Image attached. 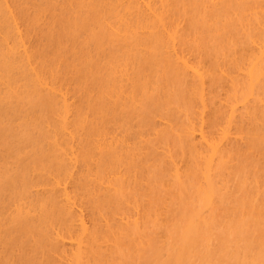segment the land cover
I'll return each instance as SVG.
<instances>
[{"label": "bare ground", "instance_id": "1", "mask_svg": "<svg viewBox=\"0 0 264 264\" xmlns=\"http://www.w3.org/2000/svg\"><path fill=\"white\" fill-rule=\"evenodd\" d=\"M195 1L200 4V14H207L208 17L204 16L207 20L209 16L213 17V21L218 14L223 17L221 12L225 9L227 14L224 12V16H227L228 9L243 5L242 17L234 21L248 35L247 44L236 49L240 43L237 39L226 40V47L218 49H226L222 50L226 52L225 62L214 64L217 65L215 69L214 65L210 68L211 65L203 61L202 54L195 56L188 49V30L186 33L184 30L187 19L178 14L181 11L176 8L178 0H0V264H106L111 257L108 250L112 249H108V242L123 240L132 227L140 232L136 240L143 238V229L148 226L142 224V219L151 214L143 209L145 203L126 205V210L129 207L130 211H120V216L117 207L114 213L118 216L112 215L113 218L108 217L104 209L113 200L119 199V202L121 197L125 198L131 184L142 182L144 169H141L144 167L140 166L146 165L143 159L151 148L156 153L163 148L158 154L166 159L169 164L166 167L169 166L171 173L166 185L182 179L186 183L187 172L198 181L204 204L193 214L184 236L181 235L186 246H193L194 234L196 236V232L216 221H213L219 214L215 212L219 211L216 204L225 200L228 187L231 189L224 175L232 166V152L238 148L256 151L259 141H264V0ZM234 10L238 15L237 7ZM227 20L230 19L227 17ZM224 24L220 20L213 22L215 29L210 33L216 30L221 35L228 34L223 32L227 29L222 27L228 25ZM195 27L194 32L197 31ZM202 36L199 42L204 38ZM44 37H53V46L48 50L42 45ZM103 43L108 44L106 58L103 57V61L106 60L102 64L100 56H96L102 65L97 66L95 59L93 66L91 62L95 55L102 52L98 50H104ZM220 43L221 40L217 44ZM122 44L125 48L122 54L120 49L117 50L119 53L111 51L113 46V50L119 46L124 50ZM196 47L194 49L198 50L200 46ZM169 75L188 84L186 90L190 91V101L195 104L186 108L193 110L191 113L184 109L177 112L176 107L178 116L170 114L174 106L170 109L172 103L168 105L169 99H164L161 91L158 92L169 88L170 83L167 88L164 86L168 79L167 83H161ZM215 76L218 84L221 79L227 85L225 96L218 91L222 82L219 86L213 85L217 83ZM171 78L175 80V77ZM159 81L161 84L158 85ZM152 90H157L156 94L167 100L169 114L165 115V103L159 102L163 99H157L160 105L155 109L163 110L164 115L159 114L158 119L157 113L152 115V109L151 115L145 114L155 121L151 120L154 126L148 135L158 137L167 131L170 135L167 143L174 135L177 137H173L174 140L184 139L189 147L188 152L185 149L188 154L184 153L185 160L174 157L170 150L173 146L164 148L166 136L162 138L163 142L158 139L162 142L158 143L163 144L159 150L157 146L160 145L154 143L157 138L146 139L143 130L134 132L137 114L144 113L143 102L148 107L156 105L154 96L147 94ZM165 92L162 94L166 98L170 92ZM142 114L140 117L144 121ZM176 117L181 122L175 121ZM256 180L254 182H258ZM257 187L251 196L255 195L250 202L253 205L259 198L264 200V197L261 199V188ZM160 205L155 214L152 208L149 210L156 217L154 225L157 223L158 226L167 221L166 199ZM115 242L114 245L121 244ZM258 248L260 250V246ZM261 254L263 260L256 264H264V249Z\"/></svg>", "mask_w": 264, "mask_h": 264}, {"label": "rangeland", "instance_id": "2", "mask_svg": "<svg viewBox=\"0 0 264 264\" xmlns=\"http://www.w3.org/2000/svg\"><path fill=\"white\" fill-rule=\"evenodd\" d=\"M195 1V0H194ZM194 1L193 0H191L190 1V4H189V0H178V3H177V5L179 4L180 5V7H179V5L176 7L177 8V11H178V9L180 10L181 9V11H179V15L180 16H184L183 18H186L187 20H185L186 22H184V27L186 26V27H189V28H186L185 27V29L184 30H186L185 31V33L187 32V30H188V32L186 33L187 34V39H188V42H186V45L189 47H187L189 50H192V54H196L195 56H197L198 54H200V56H201V54H202V56H201V58L203 57V61L204 62H206L209 66L211 65V67L210 68H212V65H214V64H220L222 61V63H224L225 61L223 60L224 59V56H225V54L224 53H226L225 51H222V50H226V49H222V50H220V51H218V49H221V48H225L224 47V45H226L225 43L227 42L226 40H228V41H230V40H234L235 41V39H237L236 41H237V43L238 42H240V43H238L235 47H236V49H238V48H240V46H241V44H242V46H241V48L240 49H242V47H245L246 46V44H247V42H246V40L248 39L247 37H248V35L247 34H245L244 33V31L243 30H241L242 28H241V26H239V23H237L236 22V25H235V21L234 20H238L239 18H241L242 17V12H243V10L241 9L242 8V3L241 4H239V5H235V6H233V7H231L232 9V12L230 13V11H229V9H228V15L227 16H224V15H226L227 14V12H225L226 11V9H225V13L226 14H224V12H221V14L223 15V17L225 18V20H223L224 18L223 17H221V15L220 14H218V16H216V19L214 18V21H213V17H210L209 16V18H208V20L210 19V18H212V20L210 21L209 20V22H208V20H207V18H204V16L206 17H208V15L206 14V15H204V14H200V12H199V10H198V7L200 6V4H197L196 3V1H195V3H194ZM184 2V3H183ZM186 2H188V3H186ZM191 2H193V3H191ZM182 4V5H181ZM185 5H186V7H185ZM196 5H197V7H196ZM242 5V6H241ZM191 6V7H190ZM182 7V8H181ZM237 7V11H239V14L237 15V13H236V10H234L235 8ZM193 8H195V10L193 9ZM192 9V10H191ZM197 9V10H196ZM189 10H190V12H189ZM194 11V12H193ZM234 11V12H233ZM183 12V13H182ZM188 12V13H187ZM198 12H199V14H198ZM185 13V14H184ZM194 13V14H193ZM195 13H197L198 15H199V17L197 16V14H195ZM233 13H235V14H233ZM181 14H183V15H181ZM190 14V15H189ZM230 14H231V16H230ZM233 14V15H232ZM188 16V17H187ZM195 16H197L198 17V19H197V17L195 18ZM219 16L221 17L220 19H217V17L219 18ZM238 16V17H237ZM239 16H241V17H239ZM227 17L230 19L229 21L227 20ZM203 18V19H202ZM237 18V19H236ZM199 19H201V20H199ZM203 20V21H202ZM206 20H207V22H206ZM216 20V21H215ZM219 20L221 21V22H223V24L226 22L228 25H227V27L226 28H224V27H222L223 28V30L224 29H227V30H222L223 32H226L227 31V33L228 34H226L225 35V33L224 34H219L216 30H212L211 32L212 33H210V30L211 29H213L214 28V25H213V22L215 23H217V21L219 22ZM223 20V21H222ZM188 21V22H187ZM200 21V22H199ZM225 21V22H224ZM191 22V23H190ZM211 22V23H210ZM234 23L233 25L231 24V23ZM185 23H186V25H185ZM197 23H199V25H200V27H199V25L197 24ZM201 23H203V24H201ZM189 24V25H188ZM192 24V25H191ZM221 24V23H220ZM220 24H218V26L220 25ZM230 24V25H229ZM188 25V26H187ZM194 25H196V27H195V29H197V31H195L194 32ZM211 25H213V27L211 26ZM217 25V24H216ZM225 26H226V24H224ZM223 25V26H224ZM191 26V27H190ZM204 26V27H203ZM230 26V27H229ZM205 27H206V29H205ZM216 27V26H215ZM229 27V28H228ZM238 27V28H237ZM192 28V29H191ZM203 28L206 30H203ZM209 30H208V29ZM199 29V30H198ZM215 29V28H214ZM219 29H221V28H219ZM81 30V29H80ZM83 30V29H82ZM81 30V32H83ZM229 30V31H228ZM239 30V31H238ZM215 31H216V33H217V35L219 36V37H216L217 35H215L216 33H215ZM243 31V32H242ZM196 32H198V33H196ZM201 32V33H200ZM203 32V33H202ZM192 33V34H191ZM196 33V34H195ZM236 33V34H235ZM240 33V34H239ZM242 33H243V35H242ZM190 34H191V36H192V39H191V36H190ZM199 35V37H198V35ZM203 36H202V35ZM211 34H213V35H211ZM238 34V35H237ZM221 35V36H220ZM228 35V36H227ZM237 35V36H236ZM241 35H242V37H241ZM246 35V36H245ZM194 36H196V37H194ZM201 36H202V38L204 39V41H203V43H201L202 42V40L203 39H201V42H199V38H201ZM213 37V38H211V37ZM222 36H223V40H222ZM230 36H234V37H230ZM238 36H239V39H238ZM243 36H244V39H243ZM195 39H194V38ZM198 37V38H197ZM206 37V38H205ZM216 37V38H215ZM230 37V39H228ZM51 40H50V39ZM53 38V37H52ZM51 37H44V39H45V41H44V39H43V43H42V45L44 46L43 48L44 49H47L48 47H52L53 46V39H52ZM220 38V39H219ZM234 38V39H233ZM242 38V39H241ZM191 40V42H190V40ZM197 39V40H196ZM210 39L212 40V41H210ZM220 40H221V43L218 45L217 43H219L220 42ZM244 40V41H243ZM47 41V42H46ZM192 41H195V42H192ZM222 41H223V44H222ZM231 41V42H232ZM51 42V43H50ZM189 42H190V45H189ZM197 42V44H195ZM199 42V43H198ZM207 42H209V45H208V43ZM246 42V43H245ZM50 44V45H47V44ZM117 43V42H116ZM192 43V44H191ZM205 43V44H204ZM234 43V42H233ZM236 43V42H235ZM234 43V44H235ZM104 44V43H103ZM121 43H119V45H120ZM195 44V45H194ZM202 44V45H201ZM108 44H104V50L103 49H100V50H98V51H102L103 52V55H102V52L99 54L98 53V51H97V53L99 54V55H95V57H94V59L92 60V62L91 63H93L92 65L94 66V64L96 63V64H98L97 66H99V65H102L103 64V62H105V60L106 59H104V61H103V57H105L106 58V56H105V54H106V52H105V48H106V50L108 49V46H107ZM192 45V46H191ZM196 45H198L197 47H196ZM218 45V46H217ZM46 46V47H45ZM105 46H107V47H105ZM118 46V45H117ZM121 46V45H120ZM119 46V47H120ZM200 46V47H199ZM204 46V47H203ZM218 48H217V47ZM114 47V46H113ZM113 47H111L112 48V50L111 51H116L117 53H119L120 52V54H122V52H124L125 51V48L123 47V44H122V47H123V49L124 50H122L121 48H119V47H117L116 48V50H113ZM115 47H116V44H115ZM114 47V48H115ZM184 47H185V45H184ZM198 48V50H195L194 48ZM49 48V49H50ZM201 48L202 49H205V51L204 50H201ZM208 48V49H207ZM109 49H110V46H109ZM118 49H120L119 50V52L117 51ZM200 49V50H199ZM48 50V49H47ZM206 50H207V52H206ZM108 51H110V50H108ZM196 51V52H195ZM199 51V52H198ZM201 51V52H200ZM194 52V53H193ZM205 54H204V53ZM207 54V55H206ZM216 54V55H215ZM220 54L222 55V56H220ZM224 54V55H223ZM209 55V56H208ZM218 55V56H217ZM96 56H97V58L100 56V61H102V64H99L100 63V61H98L99 59H97L96 58ZM208 56V57H207ZM102 57V58H101ZM210 57V58H209ZM213 57V58H212ZM217 57H218V59H219V61H218V59H217ZM221 58H222V60H221ZM96 59V62L94 61ZM206 59V60H205ZM212 59V60H211ZM225 59H227V58H225ZM217 60V61H216ZM98 61V62H97ZM95 62V63H94ZM213 63V64H211V63ZM216 62V63H215ZM219 62V63H218ZM215 66V65H214ZM231 67L233 66V65H230ZM82 68V70H83V66H81ZM79 68H80V66H79ZM78 68V70L79 71H82L81 69H79ZM214 69L215 68H217V65L215 66V67H213ZM79 71H78V73H79ZM171 77H175V80L173 81L172 80V78ZM218 78H219V76H217ZM170 78H171V80L173 81V83H172V81L170 82ZM169 80V82L167 83L166 81H168ZM179 79V81H180V83H178L179 81L178 80H176V76H174V75H169L166 79H165V81L164 82H162L161 81V83H167V84H164V86L166 87V85H168L169 83V85L170 86H168L169 88H167V89H162V88H164V86H163V84H162V90H159L158 92H160L161 93V96L164 98V99H169V100H171V101H169L168 100V105L170 104V103H172V106L171 105H169L170 106V109H171V107H173V112L172 111H170V114H174V113H176L174 116H178L177 115V112H180L181 113V109H184V110H186V112L188 113V111H190V109H186V108H191V106H194L195 104H193L194 102L193 101H190V98H189V92L190 91H187L186 89V87H188L187 85H185V83H181V81L183 80H181V78H178ZM215 79H217L216 78V76H215ZM178 81V82H177ZM177 82V83H176ZM183 82V81H182ZM219 82L221 83H223V81H221V79H219ZM159 83H160V81L158 82V85H159ZM160 83V84H161ZM174 83L176 84V85H174ZM215 83V84H214ZM213 83V85H218L219 86V84H218V79H217V83L216 82H214ZM221 83V84H222ZM225 83V82H224ZM223 83V84H224ZM173 84V85H172ZM182 84V85H181ZM220 84V86H219V90L218 91H220L221 92V94L223 93V95L225 96V92L227 91V85H225L224 84V86L223 85H221ZM216 85V86H217ZM183 86V87H182ZM222 86V87H221ZM156 87H157V85H156ZM161 87V85L159 86V88ZM223 87H224V89H223ZM225 87H227L226 88V91H224L225 90ZM158 88V89H159ZM171 89V90H170ZM165 90H166V92L168 93V92H170V95H171V97H170V95L168 96V98H167V96H166V94H165V96H166V98L164 97V94H162V91L163 92H165ZM168 90H170V91H168ZM156 91V92H155ZM173 91V92H172ZM165 92V93H166ZM186 92H188V93H186ZM157 90H152L151 92H148L147 94H149L150 95V97H152L153 98V96H154V98L156 99V101L154 102L153 101V103H155L156 105H149V107H148V104L147 103H145V102H143L144 103V105H143V107H142V110L144 111V113L142 114V113H139V114H137V115H139V116H137L138 118H136V120L137 121H135L134 120V124H135V126H136V128H135V126L133 125V123H132V125L134 126L133 128H134V132L135 131H137V129H138V131L140 132V131H142L143 130V132H145V134L147 133V136L145 135V134H143V132H142V135H144L145 136V138L147 137H149V135H148V133L150 132V129H151V127H152V125H153V123H152V121L153 122H155L154 120H152V117H151V120L150 119H148V116L147 115H145V114H150V110L152 109V111H151V113H152V115H154V113H157V114H155L154 116H156L157 115V117L156 118H158V116H159V114L160 115H162L163 113H162V107H164V106H160L161 108V110L162 111H160L159 109H155L156 107L158 108V106L160 105L159 104V102L161 103V104H164L165 103V107L164 108H166V109H164V111L166 112V114L165 115H168L169 113L167 112V111H169L168 109L169 108H167V104H166V101L167 100H164L163 98H161V96H158L157 94ZM169 94V93H168ZM146 95V94H145ZM149 95H146V97L147 96H149ZM160 95V94H159ZM145 97V96H144ZM191 97V96H190ZM157 99H163V100H161V101H159V102H157L158 100ZM188 101H187V100ZM144 100H148L147 98H144ZM153 100V99H152ZM174 100V101H173ZM186 100V101H185ZM148 102V101H147ZM150 102V101H149ZM157 102V103H156ZM193 102V103H192ZM173 103L175 104V105H173ZM186 103H187V107H186ZM145 104H147L146 105V107H145ZM158 104V105H157ZM191 104V105H190ZM151 106H153V107H151ZM190 106V107H189ZM148 107V110L146 109ZM176 107L178 108L177 110H176ZM182 107V108H181ZM213 107V106H212ZM218 106H215L214 108H217ZM150 108V109H149ZM194 107H192V109H193ZM179 109H180V111H179ZM142 110H139V111H142ZM188 110V111H187ZM142 111V112H143ZM177 111V112H176ZM191 111H193V110H191ZM191 111H190V113H191ZM147 112V113H146ZM168 113V114H167ZM141 114H142V117H145L146 118V120H145V118H143L144 119V121L142 120V118L140 117L141 116ZM179 114V113H178ZM151 115V114H150ZM150 115H149V117H150ZM164 115V114H163ZM154 116H153V118H154ZM140 117V118H139ZM180 117V116H179ZM155 118V119H156ZM177 118V117H176ZM175 118V119H176ZM181 118V117H180ZM180 118H179V120H178V118L175 120V121H179V122H181L180 121ZM184 117H182V119H183ZM141 121H140V120ZM159 119V118H158ZM158 119H156L157 121H158ZM138 120L140 121V122H138ZM148 120V122L147 123H144L145 121H147ZM183 122V121H182ZM139 123V124H138ZM146 124H149V125H151V126H145ZM179 125H180V123H179ZM137 126H138V128H137ZM143 126V127H142ZM154 126V125H153ZM141 127V128H140ZM143 128V129H142ZM139 129H141V130H139ZM144 129L146 130V131H144ZM20 130H22V128H20ZM152 130V129H151ZM137 131V132H138ZM132 132H133V130H132ZM172 133V132H171ZM135 135V134H134ZM172 135H174V134H172ZM162 136V137H161ZM166 136V138L164 139V141L167 139V138H170L169 136L170 135H168L167 134V131L164 133V134H162V135H160V136H152L151 135V137L154 139V138H157V139H154V143H156V146L157 145H160V146H157V148L159 147V150L161 149V147H163V144H164V148H165V146H166V148H167V146H168V148L170 149L171 148V146H173L174 148H171L170 150L172 151V154L174 155V157L176 158V159H183L184 158V156H186V152H188V150H189V147L186 145V143L184 142V139H183V141H182V138L181 137H179L180 139H176V140H174L173 139V137H175V135L172 137V140H170V142L169 143H171L170 145H169V143H167V141H169L168 139L166 140V143L164 142L163 144H162V146H161V144H159L158 143V141L159 142H161L160 140H158V139H162L163 137H165ZM168 136V137H167ZM151 137H149V138H151ZM161 137V138H160ZM146 138V139H147ZM151 138V139H152ZM175 138H177V137H175ZM151 141V140H150ZM172 141V142H171ZM180 141V142H179ZM162 142H163V139H162ZM161 142V143H162ZM260 142V143H259ZM258 143H259V145H257V148H256V151H254L253 150V148L252 149H247V148H245V149H243V150H241L242 148H238L237 150H235L234 152H232V156H233V159H232V169H231V167H230V169L229 170H227V174L229 175L230 173H231V175H230V177L227 175V174H225L224 175V178L226 179V182H227V184H229L230 186H231V189H230V187H228L229 189H230V191H229V189H227V191H225V194H226V192L227 193H229V194H227V196L226 197H224L225 198V200H220V201H218L217 203H219L220 204V206H219V204H216L217 206H218V208H219V211L218 210H216L215 212H219V214L218 215H220V211H221V215L218 217V215L216 216V218H214L213 217V221H214V219H216V221L215 222H211L210 223V225H208V227H203L199 232H196V236H195V234H194V236L193 237H196L195 239H193V241L194 240H196V241H194V245L193 246H191V247H187L186 246V243H185V238L184 237H182V236H184V234H185V231H186V228L188 227V222H190V220L192 219V216H193V214L196 212V210L198 211L201 207H202V204H204L203 203V196H202V194H201V190L199 189V186H198V181H197V179L194 177V176H192L193 174L191 173V172H187L186 174H187V177L185 178V181H186V183H184L183 182V180L184 179H182L181 180V182H179L178 181V183L176 182V183H171L170 185H166L167 184V178H169V175L171 174L170 173V171H169V166H167L166 167V164L167 165H169L168 164V162L166 161V159L164 160V158L162 157V155L160 154H158L159 152H161L162 151V149L159 151V152H157L156 153V151H154L153 150V148H151L152 149V151H151V149L149 150V153H147L146 155H145V157L149 160L148 161V163H147V160H146V158L145 159H143L144 160V162H145V166H143L142 164L144 163V162H142V166H140V168H142V167H144V168H142L141 170H143L142 172L144 173V174H142L141 175V177H143L142 179V182L141 183H133L134 185L136 184V187L133 185V184H131L132 186L129 188V191L127 190V194L125 195V198H123V197H121L122 198V200H120V201H122V203L119 201L118 202V200H113V204L112 203H109L110 202V200H108L109 202V204L107 205V208H105L104 209V212H106L105 214H107L108 215V217H112V215L114 216V215H116L114 212H115V210H118L117 209V207L120 209V210H118L117 212H119L118 214H119V216H120V214H122V213H124V212H129L130 211V209H129V207H127V210H126V205H128L129 204V206L130 205H134V204H144L143 206H144V208L143 209H145L146 210V212H148V215H149V213H151L150 215L152 216V217H150V215H149V217H150V219H149V217H147V215H146V217H144V219H142V221H143V223L142 224H146V226H148L147 227V229H143L144 231L142 232L143 234H144V237L143 238H141V239H137L136 240V238H138V236H139V234H140V232H138L136 229H134V227H132V228H130L129 230H130V232L128 231V232H126L125 234L127 235V236H124L123 237V240L122 239H118V240H115L116 242L117 241H119V246L117 245V243H116V245H114L113 243H111V242H108V244H110V246L108 247V249H110V247H112V249H110V250H108V253L109 254H111V259L109 258V260L107 259V257H105V260L107 259L108 261L106 262V264H256V261L258 262V261H262L263 260V258H261L262 257V254H261V250H263L264 249V239H263V237H264V200H260V198H259V202L254 206L253 204H250V202H251V198H253V197H251L254 193H253V191L255 192V187H257L258 185H260L259 187H257L258 189L259 188H261V189H259L260 190V195H261V199L264 197V169H263V166H264V153H263V155L261 154L263 151H264V149H262V147L261 146H264V141H263V139L262 140H260ZM153 143V144H154ZM180 143H181V145H180ZM257 143V144H258ZM152 144V145H153ZM263 144V145H262ZM184 146V147H183ZM256 146V145H255ZM245 147V146H244ZM243 147V148H244ZM154 148H156V147H154ZM255 148V147H254ZM264 148V147H263ZM174 149V150H173ZM184 149V150H183ZM185 149L187 150L186 152H185ZM248 151H247V150ZM261 149V150H260ZM156 150V149H155ZM246 150V151H245ZM150 152H152V154L150 153ZM182 152V153H181ZM239 152V153H238ZM247 154H246V153ZM250 152V153H249ZM154 153V154H153ZM156 153V154H155ZM184 153H186V154H184ZM252 153V154H251ZM176 154V155H175ZM181 154V155H180ZM234 154H235V156H234ZM256 154H257V156H256ZM259 154V155H258ZM153 155H156V156H152ZM180 155V156H179ZM188 155V154H187ZM248 156V157H246V156ZM160 158H159V157ZM239 156V157H238ZM242 156V157H241ZM263 157V158H260V157ZM152 157V158H151ZM163 158V159H162ZM188 158H189V156H188ZM188 158H187V160H188ZM246 158V159H245ZM247 158H249V159H247ZM256 158V159H255ZM156 159V160H155ZM158 159V160H157ZM152 160V161H151ZM162 162H161V161ZM163 160H164V162H163ZM183 160H185V159H183ZM160 161V162H159ZM235 161V162H234ZM185 163V162H184ZM231 164V163H230ZM247 165V166H246ZM246 166V168L247 169H244V167ZM249 167V168H248ZM139 168V169H140ZM167 168H168V170H167ZM251 168V169H250ZM262 169H263V171H262ZM250 172V173H249ZM253 172V173H252ZM247 173V174H246ZM147 174V175H146ZM244 174V175H243ZM190 175H191V177H193V178H195V179H193V178H191L190 177ZM247 175V177H245ZM243 176V177H242ZM248 176H250L249 178H248ZM188 177H190V178H188ZM229 177V178H228ZM146 178V179H145ZM244 178V179H243ZM252 178V179H251ZM191 179V180H190ZM230 179V180H229ZM257 179V180H256ZM259 179V180H258ZM167 180V181H166ZM227 180H229L230 182H228ZM254 180H256V181H260L259 183L260 184H258V182H254ZM143 181H144V183H143ZM247 181V182H246ZM251 181H253L252 182V184L251 185H248L249 183H251ZM146 182H148V184L146 183ZM244 182H246V183H244ZM248 183V184H247ZM258 184L257 186H256V184ZM173 184V185H172ZM262 185V186H261ZM134 186V187H133ZM138 186V187H137ZM249 186V187H248ZM255 186V187H254ZM133 187V188H132ZM254 187V189H252ZM135 188V189H134ZM140 188V189H139ZM141 188H142V190H141ZM136 189H138V190H136ZM148 189V190H147ZM249 189V190H248ZM135 190H136V194H135ZM144 190V191H143ZM145 190H147L146 191V193H145ZM246 190H248V191H246ZM133 191V192H132ZM128 192H131V193H128ZM251 192H252V194H251ZM142 193H143V195H142ZM144 194H146V195H144ZM225 194H223V195H225ZM142 196V197H141ZM146 197V198H144V197ZM222 196V195H221ZM130 197V198H129ZM138 197V198H137ZM166 197V198H165ZM201 197V198H200ZM146 200L145 202H141L142 200H144V199ZM222 198V197H221ZM125 199V200H124ZM138 199V200H137ZM151 199V200H150ZM166 199V202H167V209H165V218L167 217V221L166 222H164V223H162V226L161 225H157V223H155L156 225H154V219L156 218L155 217V215H152V212H150L149 210L151 209L152 211H153V213L155 214V212H157V209H158V207H160L161 205L160 204H162L163 202H164V200ZM202 199V201H200ZM132 200V201H131ZM141 200V201H140ZM124 201V202H123ZM127 201V202H126ZM134 201V202H133ZM222 201V202H221ZM150 202H152L151 204H149ZM232 202V203H231ZM263 203V204H262ZM147 204H149V205H147ZM159 204V205H158ZM258 204L259 205H263V206H259L258 207ZM120 205H121V208H120ZM153 207H152V206ZM109 206H111L110 208H109ZM148 206H149V208H148ZM151 206V207H150ZM155 206V207H154ZM257 206V207H256ZM225 207V208H224ZM226 207H227V209H226ZM228 207H230V209L228 210ZM262 207H263V209H262ZM109 208V209H108ZM123 208V210H121ZM156 208V209H155ZM199 208V209H198ZM217 208V207H216ZM217 208V209H218ZM224 208V209H223ZM235 208V209H234ZM255 208H259V210L258 209H255ZM195 209V210H194ZM255 209V210H254ZM90 210V209H89ZM113 210V211H112ZM168 210V211H167ZM223 210H225V212L223 211ZM235 210V211H234ZM254 210V211H253ZM107 211H108V213H107ZM111 211V212H110ZM120 211L122 212V213H120ZM168 213H167V212ZM258 211V212H257ZM234 214H233V213ZM260 212H262L261 214H262V216H261V214H260ZM112 213V214H111ZM118 214H117V216H118ZM167 214V215H166ZM231 214H233V215H231ZM116 216V217H117ZM155 217V218H154ZM261 217V218H260ZM113 218V217H112ZM118 218V217H117ZM145 218H147V219H145ZM263 218V219H262ZM156 220V219H155ZM166 220V219H165ZM145 221V222H144ZM152 221V222H151ZM186 221H187V223H186ZM212 221V220H211ZM185 223H186V225H185ZM214 223V224H213ZM211 226V227H210ZM145 227V226H144ZM182 227H184V229L182 228ZM146 228V227H145ZM206 229V232L204 231ZM208 230V231H207ZM211 230V231H210ZM134 231H137L136 233H137V235H136V233L134 232ZM205 233H204V232ZM202 233V234H201ZM209 233V234H208ZM208 234V235H207ZM182 235V236H181ZM198 235H199V237H198ZM201 235V236H200ZM203 235V236H202ZM262 237V239H261V237ZM126 238V239H125ZM203 238V239H202ZM206 238V239H205ZM135 239V240H134ZM182 239V240H181ZM205 239V240H204ZM120 240L122 241V242H120ZM128 240V241H127ZM198 240V241H197ZM202 240V241H201ZM201 241V242H200ZM206 241V242H205ZM262 241H263V243H262ZM124 242V243H123ZM196 242V243H195ZM198 243V244H197ZM260 245H259V244ZM123 245V246H122ZM262 245V246H261ZM260 246V250H259V248L258 247ZM105 248H107V247H105ZM104 248V249H105ZM192 248H194V249H192ZM104 249H103V254H102V256L104 255ZM190 249H192V250H190ZM197 249V250H196ZM106 250V249H105ZM258 250V251H257ZM194 251V252H193ZM257 251V252H256ZM111 252V253H110ZM176 252L178 253V254H176ZM187 252H188V254H187ZM191 252V253H190ZM196 252V253H195ZM130 253V254H129ZM194 253V254H193ZM255 253H256V256H255ZM109 254H107L108 256H110ZM179 254H180V256H179ZM187 254V255H186ZM193 254V255H192ZM260 256H259V255ZM176 255V256H175ZM184 255V256H183ZM190 255H191V257H190ZM181 256H182V258H181ZM195 258H194V257ZM255 256V257H254ZM162 257V258H161ZM208 259H207V258ZM253 257V258H252ZM178 258V259H177ZM179 258H181L182 260H180ZM255 258V259H254ZM257 258V259H256ZM176 259V260H175ZM180 260V261H179ZM248 263H247V262ZM251 261H253V262H251ZM211 262V263H210ZM251 262V263H250ZM104 263V262H103ZM259 263V262H258Z\"/></svg>", "mask_w": 264, "mask_h": 264}]
</instances>
